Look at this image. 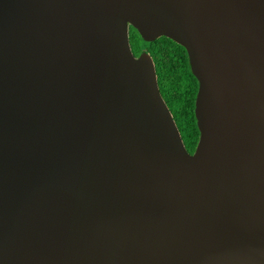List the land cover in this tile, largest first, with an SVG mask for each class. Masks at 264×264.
<instances>
[{"label": "water", "instance_id": "water-1", "mask_svg": "<svg viewBox=\"0 0 264 264\" xmlns=\"http://www.w3.org/2000/svg\"><path fill=\"white\" fill-rule=\"evenodd\" d=\"M0 264H264V0H0Z\"/></svg>", "mask_w": 264, "mask_h": 264}, {"label": "trees", "instance_id": "trees-1", "mask_svg": "<svg viewBox=\"0 0 264 264\" xmlns=\"http://www.w3.org/2000/svg\"><path fill=\"white\" fill-rule=\"evenodd\" d=\"M129 38L136 55L146 51L152 57L160 92L173 114L184 145L194 151L199 139L193 115L198 85L190 72L185 50L164 37L144 42L133 28H130Z\"/></svg>", "mask_w": 264, "mask_h": 264}, {"label": "flooded vegetation", "instance_id": "flooded-vegetation-1", "mask_svg": "<svg viewBox=\"0 0 264 264\" xmlns=\"http://www.w3.org/2000/svg\"><path fill=\"white\" fill-rule=\"evenodd\" d=\"M129 33H130V29H129ZM129 42H130V38H129ZM130 46H131V43H130ZM131 50H132V53H133V55L135 56V57H138L139 55H136L135 53H134V51H133V48H132V46H131ZM186 53V52H185ZM140 54V53H139ZM190 68V67H189ZM198 89V88H197ZM160 90V89H159ZM161 93V92H160ZM197 93V92H196ZM162 95V94H161ZM195 97H196V95H195ZM162 98H163V96H162ZM163 100H164V98H163ZM165 101V100H164ZM194 102H195V98H194ZM194 102H193V115H194ZM166 103V102H165ZM167 105V104H166ZM169 108V107H168ZM170 110V109H169ZM171 112V111H170ZM171 114H172V112H171ZM172 116H173V114H172ZM173 119H174V117H173ZM194 121H195V123H196V120H195V117H194ZM182 138V137H181ZM183 141V140H182ZM183 144H184V142H183ZM185 146V145H184ZM186 148V147H185ZM186 150H187V152L189 153V154H193L194 153V151H195V149H194V151H189L187 148H186Z\"/></svg>", "mask_w": 264, "mask_h": 264}, {"label": "rangeland", "instance_id": "rangeland-1", "mask_svg": "<svg viewBox=\"0 0 264 264\" xmlns=\"http://www.w3.org/2000/svg\"><path fill=\"white\" fill-rule=\"evenodd\" d=\"M186 147V146H185Z\"/></svg>", "mask_w": 264, "mask_h": 264}]
</instances>
